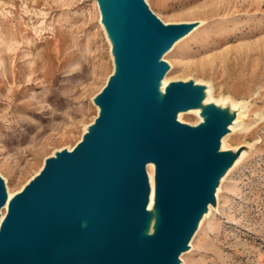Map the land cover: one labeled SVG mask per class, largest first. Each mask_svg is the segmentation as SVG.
Listing matches in <instances>:
<instances>
[{
	"label": "water",
	"instance_id": "1",
	"mask_svg": "<svg viewBox=\"0 0 264 264\" xmlns=\"http://www.w3.org/2000/svg\"><path fill=\"white\" fill-rule=\"evenodd\" d=\"M96 3L113 72L80 139L46 157L8 203L0 176V264H181L241 157L238 147L221 146L236 116L227 106L205 104L196 124L177 118L202 102L207 82L169 80L160 90L171 67L163 55L198 21L164 23L146 0Z\"/></svg>",
	"mask_w": 264,
	"mask_h": 264
},
{
	"label": "rangeland",
	"instance_id": "2",
	"mask_svg": "<svg viewBox=\"0 0 264 264\" xmlns=\"http://www.w3.org/2000/svg\"><path fill=\"white\" fill-rule=\"evenodd\" d=\"M146 3L164 23L198 21L163 55L168 82H207V102L246 101L245 128L221 141L241 157L220 180L181 264H264V0ZM113 69L96 0H0V176L12 193L46 157L80 139ZM203 103L178 119L196 124Z\"/></svg>",
	"mask_w": 264,
	"mask_h": 264
},
{
	"label": "bare ground",
	"instance_id": "3",
	"mask_svg": "<svg viewBox=\"0 0 264 264\" xmlns=\"http://www.w3.org/2000/svg\"><path fill=\"white\" fill-rule=\"evenodd\" d=\"M168 84V81H167V79H166V75L163 77V79L161 80V82H160V90L162 91L163 90V87L165 86V85H167ZM101 90H102V88L101 89H99L98 91H97V94H99L100 92H101ZM208 92H207V90L206 89H204V103L200 106V109H199V111L197 112V113H195L196 115H198V114H201V111H202V107L205 105V104H207V103H210V102H212V101H209V102H207V100H206V94H207ZM249 98V97H248ZM228 98H226L225 99V101H223L221 104H219V103H216V102H212V103H214L219 109H221V110H224L223 109V106L225 105V106H227V108H228V112L231 114V113H236V116H235V118H234V120H233V122L232 123H230L229 125H228V129H227V133L226 134H224L222 137H221V140H220V142L222 141L223 142V140L227 137V136H229L230 134H239L241 131H243V129L245 128V125L243 124V122H242V117H243V115H244V112L242 111V108L243 107H245V103L244 102H246V101H244V102H240V101H236V100H232V99H230L231 100V103L230 104H227L226 102V100H227ZM250 103V102H249ZM222 106V107H221ZM224 106V107H225ZM229 107H230V109H229ZM183 111H180L178 114H177V118H179L180 117V115H181V113H182ZM253 117V116H252ZM197 119L199 120V118H198V116H197ZM248 128V127H247ZM247 130V129H246ZM250 133H251V131H250ZM251 136V135H250ZM226 140V139H225ZM146 170H148V172H153L154 173V166H153V164L152 163H149L148 165H147V167H146ZM38 174V173H37ZM150 173H148V175H149ZM149 181H150V186H151V191H150V196H151V198L154 196V181H153V175L151 176V177H149ZM22 189V188H21ZM20 189V190H21ZM6 190H7V203H8V201L12 198V196L15 194V192L14 193H12L9 189H8V187L6 186ZM7 203H6V205L4 206L5 208H7ZM147 208H148V210H149V207L147 206ZM2 212V211H1ZM0 212V219L2 218V213ZM156 215H157V211H156ZM151 224H152V217H151V214H150V220H149V225H148V228L151 226ZM148 228H147V230H148ZM153 230V229H152ZM152 230L150 231V232H152Z\"/></svg>",
	"mask_w": 264,
	"mask_h": 264
}]
</instances>
